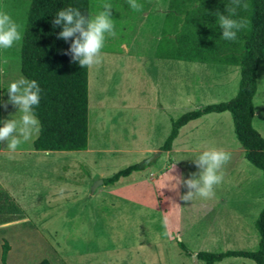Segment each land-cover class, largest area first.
<instances>
[{
	"label": "rangeland",
	"instance_id": "374dc122",
	"mask_svg": "<svg viewBox=\"0 0 264 264\" xmlns=\"http://www.w3.org/2000/svg\"><path fill=\"white\" fill-rule=\"evenodd\" d=\"M29 1L0 0V10L21 31ZM167 1L137 0L143 7L134 11L126 0H94L90 15L105 3L113 5L117 35L106 38L102 63L87 68L84 151L34 152L35 136L15 152L0 142V237L10 244L6 264L27 257L29 262L46 257L52 264H202L176 242L192 253L256 247L253 221L264 205V179L243 158L228 113L187 123L169 152L159 150L170 120L229 100L238 80L236 68L216 72L155 56ZM18 49L19 42L0 50V105L8 100V84L21 77ZM255 75L252 127L264 139V58ZM0 113L2 126L18 119L10 103ZM210 147L231 153L214 199L185 202L183 184L162 188L167 172L182 179L198 172L194 159ZM152 159L151 166L113 185L98 183ZM217 264L251 261L229 258Z\"/></svg>",
	"mask_w": 264,
	"mask_h": 264
},
{
	"label": "trees",
	"instance_id": "16d2710c",
	"mask_svg": "<svg viewBox=\"0 0 264 264\" xmlns=\"http://www.w3.org/2000/svg\"><path fill=\"white\" fill-rule=\"evenodd\" d=\"M247 2L249 9H238L234 18H248L250 27L238 32L237 39L225 41L220 38L215 14L217 11L223 14L230 0L167 1L158 26L155 56L164 61L203 64L216 72L236 68L238 80L235 94L229 100L184 112L170 120L168 134L159 150L169 152L179 129L187 123L207 114L228 113L243 158L259 170L264 179V139L252 127L255 74L264 58V0ZM69 6L90 15L94 0H30L25 13L18 71L24 78L35 80L41 89L39 105L33 109L42 128L31 142L34 152H81L87 145V67L81 68L70 55H65L72 38L67 42L58 39L62 28L52 23L56 12ZM153 162L154 159L127 165L101 182L104 186L113 185L119 179L143 171ZM253 230L257 243L251 251L192 253L179 241L176 246L202 264H217L229 258L264 264V205L253 221ZM0 238V264H6L10 244L4 237ZM31 262L27 257L17 264H52L46 257Z\"/></svg>",
	"mask_w": 264,
	"mask_h": 264
},
{
	"label": "clouds",
	"instance_id": "9594fccd",
	"mask_svg": "<svg viewBox=\"0 0 264 264\" xmlns=\"http://www.w3.org/2000/svg\"><path fill=\"white\" fill-rule=\"evenodd\" d=\"M126 3L134 11H140L143 7L137 0H126ZM249 7L247 0H230L223 14L216 12L221 39L233 41L237 39L238 32L250 27L248 18H234L237 16L238 9L246 11ZM112 9L111 3H105L102 5V10L95 15L82 14L78 8L71 6L56 12L52 21L53 26L62 28L57 38L66 42L72 38L65 55H70L72 61L77 62L81 68L99 66L103 61L102 50L106 38L117 35L114 21L111 19ZM22 38L20 26L7 12L0 10V50L12 48ZM3 71L4 69L0 68V73ZM40 92L41 89L35 80H28L23 76L8 84V100L0 106L6 107L9 103L13 105L17 109L18 119H8L2 122L0 142H6V148L10 152H15L22 143L28 142L41 132L40 121L33 111L34 107L39 105ZM230 160L231 153L210 147L194 159L198 172L190 174L188 179H182V177L170 175L167 172L164 174L165 182L162 188L171 185V188L175 189L183 184L188 191L180 196V200L185 202H192L194 199L212 200L216 196V186L224 180V168ZM173 206L180 207L175 203Z\"/></svg>",
	"mask_w": 264,
	"mask_h": 264
},
{
	"label": "water",
	"instance_id": "95a60500",
	"mask_svg": "<svg viewBox=\"0 0 264 264\" xmlns=\"http://www.w3.org/2000/svg\"><path fill=\"white\" fill-rule=\"evenodd\" d=\"M98 183H101V181H98ZM96 184H97V183H96ZM96 184H95V185H96ZM95 185H94V186H95ZM94 186H93V187H94Z\"/></svg>",
	"mask_w": 264,
	"mask_h": 264
}]
</instances>
